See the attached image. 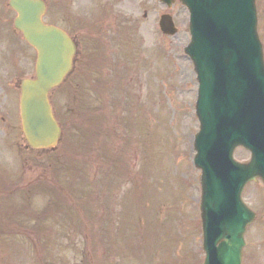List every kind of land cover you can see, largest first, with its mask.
Segmentation results:
<instances>
[{"label": "rangeland", "instance_id": "rangeland-1", "mask_svg": "<svg viewBox=\"0 0 264 264\" xmlns=\"http://www.w3.org/2000/svg\"><path fill=\"white\" fill-rule=\"evenodd\" d=\"M7 1L0 0V13L4 14L0 22V103L3 106L7 103L3 99V93L15 92L10 113L2 108L0 116L9 114V120L12 113L18 124V89L7 86L5 82L11 85L19 76L33 75L35 52L24 44L17 32L15 34L12 31V26L5 28L8 19L13 16L4 9ZM44 1L47 3L45 21L61 26L72 35L79 36V29L96 24L95 20L100 24L105 23L104 16L97 14L94 8L96 4L103 6L108 0ZM117 1L124 4H118L115 10L120 11L124 20L129 21V28L132 26V31L127 32V39H121L122 45L126 46L121 51L124 53L127 71L125 74L120 73L110 66L105 73L95 74V78L103 83L106 79L110 82L96 93L100 101L98 107L102 108L96 119L98 122L104 121V124L99 123L97 130L94 119L92 127L89 126L96 130L94 132L88 126L83 127V131L89 133L85 140V147L89 149L76 147L79 166H63L67 174L70 168L76 169L81 174L79 178L83 179L80 184L84 186V190L75 198L74 203L65 194L67 204L73 210L81 197L80 230H76L71 217L66 219L69 227H64V231L56 236L53 228H47L46 236L54 242L51 243L54 251L52 256L56 262L63 258V264H72L74 259L79 263L83 261L82 249L86 243L81 242V236L92 239L91 227L94 223L99 224V218L103 216V225L106 226L104 233L95 238L102 246V264H202L203 252L199 244V171L192 167L190 159L194 152L189 148L190 139L198 129L194 114L197 84L192 66L182 53L183 46L189 41L188 12L177 3L167 10L162 4H155L153 7L150 0ZM256 4L258 33L264 52V0H256ZM107 8L111 9V6L107 5ZM165 12L172 15L178 28L173 35L164 34L159 28H155V23H158L160 15ZM7 33L15 35L10 38V42L3 37ZM82 35V43L89 44L87 39L90 33L82 31ZM113 36L118 35H113L111 29L107 31L106 26L101 27L98 35L103 38L100 52L110 51L106 44L108 39L114 41L113 45L117 44ZM7 52L10 57L6 59ZM82 91L84 90L75 86L71 76L67 85L52 92V102L58 114L63 108L78 105L82 114L89 115L85 107L88 108L92 103L88 102V95L81 93ZM73 93H76L75 97L80 104L73 101ZM92 102L97 104V100ZM143 129H146L148 135V138L143 136L144 156L141 152ZM73 134L79 136L75 130ZM94 140L99 142L97 146ZM0 144L3 145L1 142ZM5 149H8L4 152L6 163L12 159L15 149ZM235 155L238 160L249 158V153L242 148L237 149ZM2 158L1 153L0 168ZM43 160L45 161V157ZM22 166L27 165L23 162ZM57 167L61 166H45L52 182L56 179V170L53 169ZM25 169L26 167L23 168ZM70 175L77 179V174ZM125 179L129 180L128 184ZM13 189L12 182L7 187L0 182V190L5 195ZM91 194L94 202L89 198ZM25 197V190H15L7 196V203L10 205L13 200L25 202ZM50 197L49 192L41 197L37 194L33 204L37 208H43ZM243 199L255 209L257 218L246 230L241 264H264L262 183L249 184L243 193ZM24 213L26 216V212ZM91 214L96 217L90 218ZM138 215L141 220L137 218ZM36 221L35 218L33 223ZM15 237L8 236L7 243L11 241V245L7 249L1 246L0 241V264H35L32 256L35 253L32 250L35 238L32 239L30 234Z\"/></svg>", "mask_w": 264, "mask_h": 264}, {"label": "water", "instance_id": "water-1", "mask_svg": "<svg viewBox=\"0 0 264 264\" xmlns=\"http://www.w3.org/2000/svg\"><path fill=\"white\" fill-rule=\"evenodd\" d=\"M168 1V0H165ZM190 10L191 40L185 52L199 82L194 164L201 168L204 264H240L243 233L255 214L240 200L249 180L264 181V62L256 33L254 0H180ZM17 12L14 26L32 45L35 77L21 81L20 116L27 142L54 146L59 127L48 91L71 69L75 47L58 28L44 24L43 0H9ZM161 29L174 33L169 17ZM236 145L251 161L232 159Z\"/></svg>", "mask_w": 264, "mask_h": 264}, {"label": "flooded vegetation", "instance_id": "flooded-vegetation-1", "mask_svg": "<svg viewBox=\"0 0 264 264\" xmlns=\"http://www.w3.org/2000/svg\"><path fill=\"white\" fill-rule=\"evenodd\" d=\"M118 4H124V3L117 0H110V1L108 0L107 3L105 4L104 9L105 11L113 12L111 13L112 19L108 20L104 24L88 25L85 28L81 27L79 29L80 31L79 36L72 35L68 30H65L63 28L73 37V39L75 40V42L77 43L80 49L89 50L88 60H86V56L84 55V53H81V51L75 57L74 64H75V71L77 73L81 72V65L90 64L92 62L99 63L102 53L105 54L106 57V64H107L106 69L109 68L110 66H113L118 72H120L119 69L123 68L124 65L127 64L124 62V53L121 51V48L125 49L126 46L122 45L121 39L122 38L127 39L128 26L127 24L122 23L119 20V17L120 15L122 16V13L120 11L115 10V7ZM107 5H110L111 9H108ZM102 26H106L107 31L111 29L113 35L116 34L118 35V36H113L115 37V40H117V44L115 45H113L114 41L110 39L107 40L106 44L109 45L110 51L106 53L100 52V47L103 38L98 37V35L100 33V29ZM82 31H86L90 33V37L87 39V41H89V44L87 45H84L81 41V39L84 38L82 35ZM111 62H113V65ZM106 69H104L103 72L108 71ZM5 84L7 86H12L14 88H16L17 86V83L15 84V81L11 82V85H9L7 82H5ZM14 92L15 91L10 92L9 94L3 93L4 101L6 102L10 101V103H8V107L11 106L14 100ZM1 106H3L2 103H0V109H2ZM7 117H9V114H6V116L3 115L0 116V135H1L0 142L3 145H6L7 147H12L17 151L21 150L24 154H28V157L24 158V163L27 165L24 166V168L26 167L25 170L12 171L9 169V170H4V172L0 171V182L15 181L14 179L17 178V181L21 180L20 186H24L25 190H28L29 193H33V191L40 190L42 188V185L47 181V172L45 166H61L60 167L61 170L63 169V166H79L77 163L79 153L75 150L74 143L70 138L63 139L62 137L60 142V144H62L61 148H59V150H55V149L50 150L49 151L50 157H49L47 153H40L32 150V148L26 144L19 127L17 130V122L13 114L12 113L10 114L9 120H7ZM37 156H39V158H37ZM44 157H45V161L43 160ZM5 171H9V173H6ZM24 177H26V179H24ZM56 177H57V181H60L62 174L61 173L57 174ZM2 209L3 206L0 201V212L2 211ZM10 229H16V228H10Z\"/></svg>", "mask_w": 264, "mask_h": 264}, {"label": "trees", "instance_id": "trees-1", "mask_svg": "<svg viewBox=\"0 0 264 264\" xmlns=\"http://www.w3.org/2000/svg\"><path fill=\"white\" fill-rule=\"evenodd\" d=\"M99 230V232H97ZM104 233V229L98 228L97 225H93L92 239H90V243H88V250L85 253V256H88L89 261L87 264H102L101 263V249L102 246L97 242L95 238H99L101 234ZM87 240V238H86ZM88 242V241H87ZM82 264V263H81Z\"/></svg>", "mask_w": 264, "mask_h": 264}]
</instances>
